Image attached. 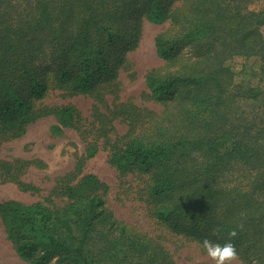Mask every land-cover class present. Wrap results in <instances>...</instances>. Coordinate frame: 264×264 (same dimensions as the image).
I'll use <instances>...</instances> for the list:
<instances>
[{"label": "trees", "instance_id": "1", "mask_svg": "<svg viewBox=\"0 0 264 264\" xmlns=\"http://www.w3.org/2000/svg\"><path fill=\"white\" fill-rule=\"evenodd\" d=\"M256 1L0 0V145L50 114L56 130L73 128L86 144L44 201L0 202L21 259L178 264L164 236L117 218L106 183L82 172L84 159L106 148L154 222L201 246L205 237L223 243L243 224L231 238L238 259L264 264V88L235 81L227 64L264 57V7L252 8ZM144 18L168 22L154 38L164 63L145 74V96L159 111L118 95ZM53 89L94 99L92 116L74 104L44 103ZM32 162L0 158V180L37 190L21 179Z\"/></svg>", "mask_w": 264, "mask_h": 264}, {"label": "rangeland", "instance_id": "2", "mask_svg": "<svg viewBox=\"0 0 264 264\" xmlns=\"http://www.w3.org/2000/svg\"><path fill=\"white\" fill-rule=\"evenodd\" d=\"M254 9L264 7L263 0L251 4ZM168 25V22L154 23L146 18L142 20V34L135 49L128 52L132 62L129 69L119 76L118 95L122 100L132 99L136 104L159 111L161 106L145 96V74L154 66H160L164 60L158 55L155 47V35ZM264 33V26L262 28ZM227 64L234 71L237 82H251L252 85L264 88V57H232ZM110 101L113 96L109 94ZM44 103L52 105L74 104L84 116H92L94 99L83 94L68 95L62 90L53 89L42 98ZM57 119L53 114L42 116L30 123L26 132L19 137L4 140L0 145V158L12 160L20 158L33 161L21 175V179L38 187L37 190H23L17 183L0 180V202L14 199L24 203L44 201L48 196L55 178L74 169L76 162L85 154V143L78 132L69 127L56 130ZM115 131L124 133L126 126L119 119L113 121ZM83 173H93L106 183V205L121 220L136 226L152 235L161 234L169 246L178 264H214L203 247L193 240L168 232L154 222L143 203L137 199L135 186H129V179L119 177L114 167L108 162V150L98 149L93 155L84 159ZM53 198V197H52ZM59 200V199H56ZM0 263L29 264L16 253L12 243L6 237L0 220ZM232 264H241L237 259Z\"/></svg>", "mask_w": 264, "mask_h": 264}, {"label": "clouds", "instance_id": "3", "mask_svg": "<svg viewBox=\"0 0 264 264\" xmlns=\"http://www.w3.org/2000/svg\"><path fill=\"white\" fill-rule=\"evenodd\" d=\"M243 224H238L236 228L243 230ZM236 228L232 229L229 233V239L223 243L213 241L205 237L202 241V247L207 256L214 261V264H232L233 261L238 259L236 247L231 238L238 235Z\"/></svg>", "mask_w": 264, "mask_h": 264}]
</instances>
